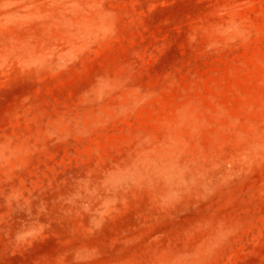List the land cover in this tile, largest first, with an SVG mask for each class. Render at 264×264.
Listing matches in <instances>:
<instances>
[{"label": "rangeland", "instance_id": "1", "mask_svg": "<svg viewBox=\"0 0 264 264\" xmlns=\"http://www.w3.org/2000/svg\"><path fill=\"white\" fill-rule=\"evenodd\" d=\"M0 264H264V0H0Z\"/></svg>", "mask_w": 264, "mask_h": 264}]
</instances>
